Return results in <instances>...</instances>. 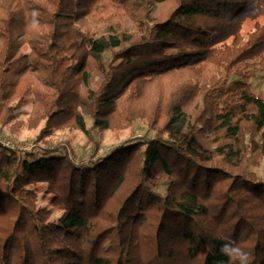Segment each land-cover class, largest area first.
<instances>
[{
	"label": "trees",
	"instance_id": "1",
	"mask_svg": "<svg viewBox=\"0 0 264 264\" xmlns=\"http://www.w3.org/2000/svg\"><path fill=\"white\" fill-rule=\"evenodd\" d=\"M96 2L0 0V124L30 102L43 124L36 151L0 141V264H231L229 240L264 264V75L247 68L264 63V0H174L137 35L94 36ZM208 62L219 77L167 91ZM34 69L53 91L19 81ZM138 119L142 138L90 162L46 139Z\"/></svg>",
	"mask_w": 264,
	"mask_h": 264
},
{
	"label": "rangeland",
	"instance_id": "2",
	"mask_svg": "<svg viewBox=\"0 0 264 264\" xmlns=\"http://www.w3.org/2000/svg\"><path fill=\"white\" fill-rule=\"evenodd\" d=\"M125 3H129L125 4ZM134 0H97L95 6L90 14L85 18L84 25L82 26L90 34L94 36L101 35L107 32H119L137 35L145 30L146 25L142 23L144 15L150 17L149 23L158 19H164L168 13L173 9L176 2L169 0L162 3H154L152 0H144L142 6H137ZM147 12V13H145ZM143 17V18H142ZM147 20V22H148ZM228 53H225L224 57ZM255 59H264V54L261 57ZM249 69L257 70V73L264 75V63H259L257 60L250 61ZM220 76V68L212 63L208 62L201 68H197L192 71L179 72L172 76L171 79H167V91L170 86L180 85L184 81H190L191 83L202 82L207 78H214ZM27 82L31 87L39 88L43 92L53 91L52 85L48 82L46 75L42 69L28 71L22 73L19 77V81ZM172 81V84H171ZM198 85V84H197ZM256 89L264 91V80H254ZM32 102L26 104L20 110L17 118L16 125H1L0 124V141L9 146L34 150L38 149V145L41 142L37 140L38 133L42 129L43 124H40L36 128L28 126V120L33 113ZM147 132V123L144 119H138L134 126L121 130H106L101 135L95 134L93 138L97 139L96 142L88 133H85L81 129L65 128L55 129L51 135L46 139L54 144H61L68 150L71 149L74 152V161L78 163L90 162L93 156L106 153L114 146L123 143L127 139L142 138ZM32 146V148H28ZM43 146V145H42ZM40 148V147H39ZM258 172L264 177V163L258 167Z\"/></svg>",
	"mask_w": 264,
	"mask_h": 264
},
{
	"label": "clouds",
	"instance_id": "3",
	"mask_svg": "<svg viewBox=\"0 0 264 264\" xmlns=\"http://www.w3.org/2000/svg\"><path fill=\"white\" fill-rule=\"evenodd\" d=\"M220 251L229 258L231 264H251L250 254L235 240L223 243Z\"/></svg>",
	"mask_w": 264,
	"mask_h": 264
},
{
	"label": "built area",
	"instance_id": "4",
	"mask_svg": "<svg viewBox=\"0 0 264 264\" xmlns=\"http://www.w3.org/2000/svg\"><path fill=\"white\" fill-rule=\"evenodd\" d=\"M29 149L32 148V146L30 145V147H28Z\"/></svg>",
	"mask_w": 264,
	"mask_h": 264
}]
</instances>
